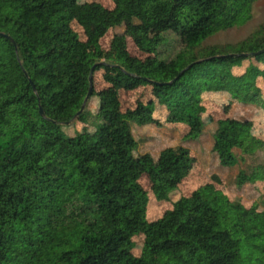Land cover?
Listing matches in <instances>:
<instances>
[{"label": "trees", "instance_id": "1", "mask_svg": "<svg viewBox=\"0 0 264 264\" xmlns=\"http://www.w3.org/2000/svg\"><path fill=\"white\" fill-rule=\"evenodd\" d=\"M257 1L114 0L109 9L80 0H0V264H264V208L232 200L214 183L148 218L142 176L153 172L155 196L169 201L195 158L185 146L157 159L136 155L132 124L158 123L154 101L146 95L124 111L121 96L152 87L171 119L198 114L206 88L264 110V23L238 43L206 44L249 22ZM76 21L92 26L87 40ZM120 26L124 33L104 49L102 38ZM171 33L183 47L163 59L157 53ZM128 37L145 58L129 51ZM96 65L108 85H94L95 133L68 135L66 127L92 118L88 108L78 113ZM212 124L220 164L247 165L236 184L264 180V139L253 133L254 121ZM203 132L197 121L187 137ZM137 235L145 236L140 255Z\"/></svg>", "mask_w": 264, "mask_h": 264}, {"label": "rangeland", "instance_id": "2", "mask_svg": "<svg viewBox=\"0 0 264 264\" xmlns=\"http://www.w3.org/2000/svg\"><path fill=\"white\" fill-rule=\"evenodd\" d=\"M80 2H89L95 5H102L106 8L115 7L114 0H80ZM264 23V0H258L253 7V17L246 24L236 26L226 31H221L206 41V44H226L238 43L248 38L261 24ZM73 27L80 33L82 40H87L91 25H81L74 22ZM125 26L115 27L108 31L102 38L101 44L104 49H109L111 41L115 34L124 33ZM129 51L136 56L145 58L147 55L142 52L134 43L131 37L127 38ZM180 37L171 33L167 35L165 42L161 45L157 55L163 59H169L176 55L182 48ZM248 67L245 63L243 67L236 68V72H244ZM104 71L100 70L95 73L94 85L95 90H100L108 85L103 80ZM259 85L263 89L260 97L264 103V77L259 79ZM148 96L154 101L153 115L158 123L139 125L133 123V133L139 141V148L136 155L151 153L156 159L160 153L168 147L185 146L191 150L195 158L194 166L184 180L180 188L172 194L169 201L159 200L152 190L153 172L148 173L140 179L141 185L147 190L149 195L148 218L156 220L161 218L164 213L172 209L173 203L181 195H190L194 190L206 183H214L222 189L232 200H240L245 206L251 207L259 203L261 208V195L264 193V180H259L254 184H246L242 187L236 184V177L241 168L247 167L246 164L240 163L234 167H223L220 164L219 157L214 151V130L212 124L221 119L234 117L241 120L252 119L253 133L264 139V110L255 105H247L235 102L227 93H217L206 88L202 93L203 109L198 114H185L179 119L169 117V108L159 103L152 87L141 85L136 90L123 89L122 108L124 111L132 110L137 107L138 101L144 96ZM146 96V97H147ZM88 110L92 118L89 123H79L65 130L68 135H74L77 132H84L88 138H92L95 133V125L92 124L93 117L99 108V99L93 97L88 103ZM199 121L204 126L203 134L197 139H189L187 136L191 131L193 123ZM261 161L264 162V153H260ZM252 161V158H250ZM153 168L152 171H155ZM145 236L137 235L135 253L141 254Z\"/></svg>", "mask_w": 264, "mask_h": 264}, {"label": "water", "instance_id": "3", "mask_svg": "<svg viewBox=\"0 0 264 264\" xmlns=\"http://www.w3.org/2000/svg\"><path fill=\"white\" fill-rule=\"evenodd\" d=\"M96 67H97V65L94 66V68L92 69V72H91V75H90V82H91L90 91H89V93H88V95H87V97H86V99H85V101H84L83 107H82V109L80 110V112L78 113V115H80V114H82L83 112H85V110H86L87 107H88V103H89V101L91 100L92 94H93V92H94V74H95ZM41 113L45 116L43 110H41Z\"/></svg>", "mask_w": 264, "mask_h": 264}]
</instances>
